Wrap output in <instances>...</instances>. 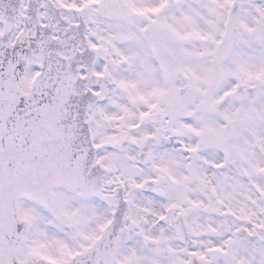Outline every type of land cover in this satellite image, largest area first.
Returning <instances> with one entry per match:
<instances>
[{"label": "snow or ice", "instance_id": "snow-or-ice-1", "mask_svg": "<svg viewBox=\"0 0 264 264\" xmlns=\"http://www.w3.org/2000/svg\"><path fill=\"white\" fill-rule=\"evenodd\" d=\"M0 264H264V0H0Z\"/></svg>", "mask_w": 264, "mask_h": 264}]
</instances>
